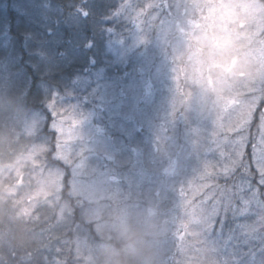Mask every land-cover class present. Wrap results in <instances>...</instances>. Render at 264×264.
Returning <instances> with one entry per match:
<instances>
[{
    "label": "clouds",
    "instance_id": "clouds-1",
    "mask_svg": "<svg viewBox=\"0 0 264 264\" xmlns=\"http://www.w3.org/2000/svg\"><path fill=\"white\" fill-rule=\"evenodd\" d=\"M170 3L185 10L178 21L158 26L162 50L184 75L176 109L215 123L222 113L254 103L247 93L264 96V0ZM34 119L22 96L0 90V264H55L45 255L54 234L74 264H169L176 222L162 204L133 206L103 187L83 189L66 180L52 163L63 157L37 138ZM184 160L174 149L164 172L179 176ZM178 255L181 264H210L195 242Z\"/></svg>",
    "mask_w": 264,
    "mask_h": 264
},
{
    "label": "rangeland",
    "instance_id": "rangeland-1",
    "mask_svg": "<svg viewBox=\"0 0 264 264\" xmlns=\"http://www.w3.org/2000/svg\"><path fill=\"white\" fill-rule=\"evenodd\" d=\"M144 7L145 13L153 18H157L160 11H167L170 14L169 17L172 18L169 22L178 21L185 11L178 4L174 5L171 10L168 0H151ZM134 16L138 15L134 13L133 16H130L132 24H134L133 27H136ZM199 19L198 13L194 22ZM158 35L159 32L150 54L138 55L141 68L139 69V79L135 80L137 84H130L120 93L114 87L102 84L99 90L92 93L93 97L95 96V101L87 96L83 98L81 105L87 106L85 103H88V109L74 111L71 116L64 118V126L59 124L51 126V129L57 131L58 134L54 155L63 157L62 160L55 161L63 165L66 180L77 183L83 189L103 187L117 199L133 206H141L150 200L161 203L174 218L176 233L180 232L184 236L183 241L179 240L177 236L169 241V252L174 247L173 241L177 245L174 251L177 255L180 247L189 242H195L198 245V250L205 254L210 264H264V233L260 235L259 231L264 227V183L261 182V174L256 162L264 158V124L260 120L255 132L252 134L249 131L251 123L255 120L253 119L255 112L264 96L254 93V96L260 99L257 100L251 119L242 127H237L243 110L239 106L222 113L215 123L188 117L185 119L186 116L174 107L177 87L165 83L164 78L161 77L165 74L166 78L169 76L170 81L178 82L177 85H179L180 81L184 79V75L180 72L179 67L174 72L170 54L162 50ZM139 37L141 38L140 35H135V38H132V48L139 45ZM177 65H179V61H177ZM152 68L154 69L152 70ZM154 96L162 105L158 106L156 111L149 112L148 106H153V104L148 101ZM254 96H249L248 99ZM143 107L146 108V111ZM66 108L61 107V110L64 109L65 112ZM67 111L70 112L72 109L68 108ZM102 113L110 115V117L119 116L126 120H132L133 127L137 128L139 124L138 131L146 127L143 120L147 125L149 124L148 129L156 124L155 134H151L143 142L136 141L137 138L134 140L135 131L131 129L128 132L125 128V133H128L129 141L133 145L130 148L131 153H126L130 157L127 160L130 165H127L125 169H123L125 166L122 165L125 159L123 161L122 157H118L119 154H123L122 151L125 147V142L121 140L124 135L121 136L118 131H121L122 127L117 130L112 126L101 124L100 118L104 117ZM138 117L140 119H137ZM180 118L184 121V127L195 122L193 124L195 130H192L194 134H187L186 138H182L178 134H175L174 138L166 136V126ZM237 118V121H233ZM36 121H38L37 117L34 119L35 126H37ZM214 144L217 150L228 153L224 154L225 158H223L227 165L233 169L240 167V171L249 177L252 185L255 186V189L252 190L254 192L251 194L243 190L242 186L234 188L233 185H230L231 187L225 188L234 194L232 207L235 204L239 209H244L245 202H247V212H240V214L248 219L240 222L239 219L233 218L236 222H231L227 226L226 222L229 220V212H227L222 217H214V226L189 225L188 234L185 235L181 225L188 221L185 211L188 202L191 201L195 207L200 206L203 201V206L198 208V211L210 214L213 201L204 199L203 194L209 189L202 188V186L206 184L221 185L220 181L214 182L210 172L216 160L223 161L220 154L218 151H212L211 154L206 155L210 157L209 160L203 155ZM176 148L182 150L185 160L181 174L172 177L164 172V167L170 153ZM248 153L251 157L250 160L247 158ZM192 156L193 161L188 164L192 160ZM208 164L211 165V168ZM197 189L202 190L193 195ZM181 242L183 245H180ZM242 251L250 253L249 262L241 255ZM171 256L168 255V262H170Z\"/></svg>",
    "mask_w": 264,
    "mask_h": 264
},
{
    "label": "trees",
    "instance_id": "trees-1",
    "mask_svg": "<svg viewBox=\"0 0 264 264\" xmlns=\"http://www.w3.org/2000/svg\"><path fill=\"white\" fill-rule=\"evenodd\" d=\"M150 1L0 0V90L24 98L28 112L38 118L35 123L37 138L40 141L46 142L56 151L58 134L51 126L56 124L64 126V118L71 116L74 111L88 109V103H85L87 106L81 105L83 98L87 96L95 101L92 93L99 90L102 84L114 87L119 93L130 84H137L135 80L139 79L141 68L138 55L150 54L161 21L172 20L167 11H160L157 18L145 13L144 6ZM168 1L172 10L174 5ZM134 13L138 15L134 16L136 27H133L130 17ZM135 35H140L141 38H138L139 45L132 48V38H135ZM165 76L161 75L165 83L183 88L184 79L177 85L178 82H172L169 76L168 78ZM254 93H247L246 97L254 96ZM256 93L261 95L259 91ZM148 102L153 104L148 106L149 112L156 111L157 107L162 105L155 96ZM61 107H67L65 112ZM68 108L72 111L68 112ZM143 109L146 111L145 107ZM262 112L264 113V97L249 128L252 134L259 124ZM102 115L104 117L101 116L100 123L104 126H112L113 129L122 127L121 131L117 130L121 136L124 135L121 140L125 142V151L123 150V154H119L118 157H122L123 161L125 159L122 163L125 169L130 165V162L127 163L130 157L126 153H131L130 148L133 146L127 136L128 133H125V128L128 132L134 130L136 134V137L133 134L134 140L137 138L136 141L143 142L151 134H155L156 124L154 126L152 124L153 127L148 129L149 124L143 120L146 127L138 131L139 124L137 128L133 127L132 120L119 116L110 117L104 113ZM237 120L238 118L233 121ZM176 121L166 126V136L174 138L175 134H178L186 138L185 135L194 134V131L192 132L195 130L194 121L185 127L181 118ZM215 146L214 144L203 154L209 160L210 157L206 155L218 151L223 160L219 162L217 158L212 168L208 164L214 182L220 181L219 186L223 189L232 185L234 188L242 186L247 193H253L255 186L252 185L250 178L240 171V167L236 169L229 167L223 159L224 154L228 153L217 150ZM247 158L249 160L251 158L249 153ZM192 161L193 156L188 164ZM52 163L63 169L61 163L55 160ZM218 191L219 189L217 193ZM233 208L234 210L229 212L228 219L231 220L226 222L227 226L231 222H236L233 218L239 219L240 222L248 219L239 211H235L239 209L235 204ZM259 231L260 235L264 233V227ZM60 243L54 234L52 246L45 255L55 264H60L61 261L63 264H74L71 253L65 252ZM172 243L174 247L169 252V256L172 255L169 264H181L182 258L179 259L180 256L174 252L177 248L176 242ZM241 255L247 258L246 261H250L248 251H242Z\"/></svg>",
    "mask_w": 264,
    "mask_h": 264
},
{
    "label": "snow or ice",
    "instance_id": "snow-or-ice-1",
    "mask_svg": "<svg viewBox=\"0 0 264 264\" xmlns=\"http://www.w3.org/2000/svg\"><path fill=\"white\" fill-rule=\"evenodd\" d=\"M264 67V65H262ZM259 97L254 96V103L248 104L245 108H243L240 119L238 121L237 127H242L244 124H247L252 117L253 111L256 107L257 100ZM260 120L262 124H264V113L260 114ZM240 154L239 152L237 153ZM254 156H255V148H254ZM260 174H261V182L264 183V158H261L256 161ZM227 170H225L226 172ZM203 187H207L209 190L204 192L203 196L204 199H210L213 201L211 213H206L203 211H198V208H202L203 201L201 202L200 206H193L192 202L189 201L185 211L188 216L187 223L181 225V229L183 230L184 234H188L189 225H208L214 226L215 219L214 217L223 216L227 212L233 211L234 208L232 207V201L234 198V194L230 191L220 188L219 185H203ZM217 189L219 192L217 193ZM202 189H197L193 195L198 194ZM248 208L247 202H245L244 209H235V211H239L241 213L247 212L246 209ZM190 209V210H189ZM176 236L179 240L183 241L184 236L180 234V232L176 233Z\"/></svg>",
    "mask_w": 264,
    "mask_h": 264
}]
</instances>
